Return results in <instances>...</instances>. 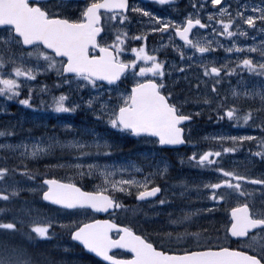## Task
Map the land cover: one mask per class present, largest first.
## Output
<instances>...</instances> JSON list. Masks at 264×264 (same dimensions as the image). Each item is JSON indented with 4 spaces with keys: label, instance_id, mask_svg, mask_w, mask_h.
Segmentation results:
<instances>
[{
    "label": "snow or ice",
    "instance_id": "snow-or-ice-1",
    "mask_svg": "<svg viewBox=\"0 0 264 264\" xmlns=\"http://www.w3.org/2000/svg\"><path fill=\"white\" fill-rule=\"evenodd\" d=\"M156 2L165 5L173 0ZM206 4L219 5L216 10H205L207 22L202 21L199 12ZM192 7L197 9L195 15L188 13L178 21L139 6L136 0L131 5L129 0H0V96L6 100L15 98L21 105L36 108L32 101L31 81L38 72L55 70L57 87L63 84L71 89L74 84L76 89L87 88L89 95L87 99L80 97L77 103L69 99V92H60L52 95L47 101L48 106L56 113H67L83 105L96 121L110 126L108 131L152 139L162 146L180 145L185 143L181 122L191 121L194 114L200 115L198 105L201 104L215 113L218 121L226 119L233 127L244 125L260 130L255 136L215 135L211 139L221 142L218 149L191 153L190 162L195 161L200 167L216 173L215 182L201 181L190 186L197 190V199L208 202L207 206L183 209V215L171 219L169 230L162 235L154 238L113 219L65 222L34 216L31 209L25 208L30 217L27 221L22 217L0 220V229L20 233L23 237L22 241L12 243L0 239V264H37L27 250L28 245L52 236L57 225L68 228L71 239L79 242L83 249L111 264H264V200L257 205L250 200L248 190L249 182L264 189V174L257 177L215 167L217 157L222 153H236L244 147L245 141H254L260 149L254 155L264 160V79L242 92L234 89L232 103H225L226 97L219 100L200 97L199 92L191 101L188 97L178 101L172 90L175 80L168 83L173 73L183 74L197 60L204 76L213 77L217 83L222 72L230 74L237 70L264 78V41L259 47L236 42L239 37L248 36L250 30L264 33V0H235L234 5L228 0L224 3L222 0H192ZM129 13H139L147 18L139 21L145 25L142 30H132ZM195 26L205 31L190 37ZM155 32L167 34L168 39L149 49L147 34ZM174 37H179L184 46L178 45ZM221 38H230V45L222 44ZM129 40L136 41V46L130 45ZM162 47L174 49L179 55V63L175 60L168 63L166 58H161L158 53ZM216 48L235 53L237 61L218 65L214 58H204ZM129 52L134 54L133 58H124ZM32 58L35 64L28 66L26 61L31 62ZM5 68L8 69L6 73ZM129 71L134 80L130 89L121 91V78ZM180 78L177 75L175 79ZM22 87L27 88L23 98L20 97ZM192 87L199 89V78ZM39 88L41 92L48 90L45 84ZM211 90L216 91V83L211 85ZM241 97L258 100L259 104L255 108H242L236 102ZM189 102L197 107L195 113L185 114L183 104ZM44 103L41 99L40 104ZM5 111L0 107V113ZM73 127L70 123L64 124L63 137L55 132L40 136L30 134L16 142L10 139L16 135L15 125L0 128V137L5 138V142L0 143V153L16 156L19 164H0V200L8 202L23 190L15 179L16 174L36 181V170L30 169L26 161L47 158L57 161L53 167L71 169L82 178L88 176L97 181L94 190H86L71 180L42 174V181L27 189L38 193L43 201L65 209L90 208L106 212L111 209L113 213L123 211L135 215L137 208L123 204L117 193L134 194L140 202L154 198L162 191L154 177L168 174L167 162H158L155 169L147 173L141 163L133 161L117 165L100 164L92 159L84 164L80 161L92 157L93 152L97 156L110 155L113 145L95 127H87L78 133ZM225 141L231 146H225ZM63 153H68L67 159L63 158ZM73 154L76 163L70 162ZM8 158L0 154V161ZM157 202L165 203L163 199ZM221 203L228 205L225 236L228 240L235 238L236 246L211 243L214 238L208 228L191 229L193 218L199 219L202 213H214ZM2 212L4 209L0 208ZM25 224L27 231H23ZM113 229L116 230L115 237ZM113 249L129 251L127 255L117 256Z\"/></svg>",
    "mask_w": 264,
    "mask_h": 264
},
{
    "label": "rangeland",
    "instance_id": "rangeland-1",
    "mask_svg": "<svg viewBox=\"0 0 264 264\" xmlns=\"http://www.w3.org/2000/svg\"><path fill=\"white\" fill-rule=\"evenodd\" d=\"M223 1V0H222ZM130 15L132 16V25L131 28L132 30H137V28H135L134 26H140L141 28H138V30H142L143 27H145V25H142L141 23H139V20L136 18L135 13H130ZM131 34V32H130ZM161 34V32H155V33H148L147 34V47L149 49H151L150 43L159 35ZM165 34V33H164ZM259 34H264L259 32V30H257V33L254 34H249L246 37H239L237 39V43H249V44H255L256 43H260L262 40L260 38H258L256 35ZM254 37V39H253ZM252 41V42H250ZM135 42V41H133ZM133 42L131 40L128 41V43L132 46H136L133 44ZM140 43H144V41H140ZM222 44H225V46L230 45L231 42L225 43L222 42ZM157 46V45H156ZM257 46V45H256ZM190 48V46H189ZM162 49L164 50V58H166V61L168 63L172 62L173 60H175L177 63H179L180 58L178 53L174 50L173 52H171L172 54H174V57L170 56L168 57V47L167 48H161L160 51H162ZM214 54L208 58V59H212L214 58L215 61L217 62V64H232L234 62L237 61L238 57L234 56V53H227L225 51L224 48H216L215 51L213 52ZM166 54V56H165ZM132 53H126L124 58L128 59V58H133ZM197 57L200 56L199 53L196 54ZM207 56V54L205 55ZM185 59H187V53H186V57ZM234 59V60H232ZM233 61V62H232ZM28 66H32L35 64V59L32 58L31 62H27ZM199 63L200 61L197 60L196 64H193L192 67L190 69H185V72L183 74H179V73H173V76L168 80V83H172L175 80V84H179L180 83V88L182 90H188L190 89V85L191 84H195L197 81V78L200 79V87L199 89L194 88V93L192 94V97L195 98L197 95V92H199L200 97H207L211 100H219L221 97H226V101L225 103H228L230 101V103H232L234 101V98L232 96V92L233 90H238V91H243L245 88H252L254 84L259 85L261 83V80L264 78L258 77L253 73H249L246 70L241 71V70H237L233 73L230 74H226L224 72H222V74L219 77V82L217 83L219 86L223 87L222 90H219L218 88H216L215 92H212L211 90V81H212V77L208 76L206 79L202 77V72L201 69L199 68ZM5 73L8 71L7 68L4 69ZM52 70H48V71H42V72H38L36 73L35 76V80L31 81V85L32 87V101L34 104L37 105L36 108H30L28 106H24L19 104L18 99H12V100H6L3 96H0V107H4L6 109L5 112L0 113V122L2 121V124H0V128L3 127H8L10 125H15L14 128V132L16 133V135H14L13 137H11V142H16L18 139L22 138V137H26L31 135H35V136H40L41 133H47V134H51L53 132L61 135V137H63L64 134V128L63 125L66 123H70L72 124L73 127V131L78 133L79 131L87 128V127H95L97 129V131H99L101 134L105 135L107 137V135L104 133V131L102 130L103 125H105L106 127H110L106 124L103 123V121H96L92 115V113L90 111H87L85 109V107L82 105L80 108H78L76 111L74 112H67V113H56L54 112L47 104V101H49V97H52V95H59L60 92H69L70 96L69 99L76 101L77 103L80 102L79 98L83 97L84 99H87L89 92L88 89H76L75 85H72V88L70 89L68 85H60L57 89L56 84H54V89L52 92L51 90H48L46 92H41L39 85H41V83L38 82L39 78L42 77H46ZM14 75V73H13ZM180 75V79L176 80V76ZM166 76H167V72H166ZM184 76H187V79H184ZM233 77L234 80L232 83H229L227 81V77ZM127 81L128 82H133L134 80V76L132 74V72L130 71L128 73V75L126 76ZM22 80L24 78H21ZM191 82V83H189ZM48 83H50L51 85L53 83H55L54 80L52 81H48ZM128 85V84H127ZM203 85V86H202ZM121 91H125L127 90L125 88V86L120 85L119 86ZM27 93V88L26 87H22L21 93H20V97L23 98ZM44 100L45 103L44 104H40V100ZM51 99V98H50ZM254 101H258V100H245L243 97H241L238 101H236L238 103V105L242 108H246L250 106V103L254 102ZM253 105L256 106V104L254 103ZM201 109V114H203V112L205 110H208L209 113H213L212 111H210L209 109L205 108L202 104L198 105ZM213 107H215V104H213ZM200 114V115H201ZM216 117V116H215ZM228 121L225 120H215L214 122V126L211 127V129L209 130L208 133H206L204 136L199 135L200 140H202L204 142V146L208 149V147L211 145L213 149H218L220 147L221 142L220 141H215L213 139H211V137L215 136V135H238V134H251L255 136V128H251L249 129L247 126L241 125L239 128L237 127H233L232 125H225V123H227ZM224 125L225 129L219 128V126ZM55 126V127H53ZM80 126V127H79ZM197 126L193 127V130H196ZM29 130H31L29 132ZM71 138V137H70ZM190 140L192 143H195L196 145H198V141L195 139L194 135H190ZM5 142V138L4 137H0V143H4ZM110 142L113 145V149H115L117 147L116 144H118V142H122L123 141H117V142H112L110 140ZM251 143H254V141H250ZM225 146H231L230 142H223ZM116 145V146H114ZM260 149L257 147V144L254 143L252 148L249 149L248 151L243 152L242 157H248L247 158V163H254L256 161L260 162V157H257L254 155V153L256 151H259ZM113 151V150H112ZM240 153V149L237 150L236 154ZM2 155H7L9 158L7 159V161H0V164H7L8 166H12L14 164L18 165V159L16 156L11 155L7 152L5 153H0ZM138 155L135 157H124V156H112L109 157L108 156L105 158H97V157H90V158H86V159H82L80 162L87 164L92 162V159L97 160L100 164H104V163H109V164H117V165H121V164H127L129 161H133V162H139L143 165V167H145L144 171L145 173L149 170L152 171L154 170V168L156 167L158 162L164 161L167 162L168 164V172L171 170V168H177V167H173V165H171V163H169L167 156H164L162 154H160V152H158V148H155L151 151H146L144 152H139L137 153ZM225 154H230V157L233 158L234 161H238L239 157H237V155H233L232 153H222L221 155H225ZM63 156V158L67 159L68 158V153H63L61 154ZM138 157V158H137ZM133 158H137L135 160H131ZM74 160V154H73V158L71 159L70 162L72 163H76ZM56 160L52 159V158H47V159H41L39 161H26L27 166L30 169H34L36 170V181H29L26 177L21 176L20 174H16L15 179L18 180L20 182V187L23 189L22 191H20L19 196L16 198L11 199L8 202H3L2 200H0V208L4 209V212L0 213V220H10L13 219L14 217H22L24 218L26 221L30 219V217L25 213L24 209L28 208L32 210V214L35 215H39L42 217H51L54 218L56 220H63L65 222L67 221H82L84 222L85 220H87L89 218V214H87L86 212H72V211H64L62 209H60L59 207L56 206H40L39 204L42 203V199L39 196L38 193H33L28 191L27 189L30 187H34L37 183H39L40 181H42L43 179V175L42 174H49L54 175L56 174V176H58V178L63 179V180H71V181H76L79 180L82 182H88L89 179L90 180H94V186L96 185L97 181L96 179H94L93 177H88L89 179H84L85 177H80L78 175H76L73 170L71 169H67V168H58V167H53L52 165L56 164ZM264 163V160H263ZM151 165V167H149ZM47 166V167H46ZM135 175H140V173H134ZM126 175V174H125ZM176 175L181 177V173L176 172ZM71 177L76 178V180H73ZM158 182H164L166 187L171 188L174 187V185L170 184V180H168L165 177H161L162 179L158 178V177H154ZM188 179L192 180L191 175L188 176ZM216 179V173H214L213 171L207 169V168H203L201 169L198 181L199 183L201 181L204 182H208L209 180L212 182H215ZM198 181H194L195 183H197ZM11 182V178H9V183ZM192 184V183H191ZM193 185V184H192ZM94 186H93V190H94ZM254 188L253 190H259L263 193V189H261L260 187L253 185ZM169 189H167V191L165 192V196L163 197L165 200L166 197H169L168 194ZM182 193L178 192L176 193V195H181ZM187 198L193 197L195 195V193L193 192H187L185 191L183 193ZM251 196H255L256 199H259L260 201L264 200L263 194L260 193H255V192H250ZM117 195L119 196V199L122 201L123 204L124 201L131 199L133 197V195H129L127 193L125 194H119L117 193ZM203 195V192H202ZM127 205V204H125ZM168 205H172L174 208L176 207V205L170 204L168 203ZM257 205H259V203L257 202ZM172 218H165L162 222L159 221V226L156 227H152L153 229L158 228L154 233L155 234H163L165 231H167V228L169 227V221ZM197 220V219H196ZM212 219H208L207 218V226H213V221H211ZM201 226V225H200ZM21 226L18 224V228H20ZM218 225L216 223V229H218ZM23 231H27V224H25L23 226ZM7 232V233H6ZM54 234L51 236L54 240H62L63 242H66L68 240L69 236V230L66 227H60L59 225L55 226L53 229ZM17 235H21L20 233H16ZM0 236H4L7 238L11 237V232L10 231H6V230H2L0 229ZM3 240V239H2ZM36 244V242L34 243ZM55 244H57L55 242ZM66 247H68V245H65Z\"/></svg>",
    "mask_w": 264,
    "mask_h": 264
},
{
    "label": "trees",
    "instance_id": "trees-1",
    "mask_svg": "<svg viewBox=\"0 0 264 264\" xmlns=\"http://www.w3.org/2000/svg\"><path fill=\"white\" fill-rule=\"evenodd\" d=\"M42 79H44V83L48 86V89H51L54 85L52 86L50 83H48V81H56L57 75L50 74L46 77H43ZM10 241L12 243L14 241L22 240L16 235V237L12 238ZM174 247H176V245ZM27 250L29 253H31L37 264H102L87 256L82 251V249L77 246L72 248L71 251L73 252L71 253H66L62 250H56L43 243L36 246L28 245Z\"/></svg>",
    "mask_w": 264,
    "mask_h": 264
},
{
    "label": "flooded vegetation",
    "instance_id": "flooded-vegetation-1",
    "mask_svg": "<svg viewBox=\"0 0 264 264\" xmlns=\"http://www.w3.org/2000/svg\"><path fill=\"white\" fill-rule=\"evenodd\" d=\"M131 4L133 3V0H130ZM137 2H140L139 6L142 7H146V8H150L151 10H156L159 7H162L163 5L159 4L156 2V0H136ZM136 18L139 21H146L147 18L141 16V14L139 13H135ZM136 141H138V147L136 149V151H140V152H146V151H151L154 148H152L150 145L154 144L156 145L153 141L148 140V139H136Z\"/></svg>",
    "mask_w": 264,
    "mask_h": 264
},
{
    "label": "water",
    "instance_id": "water-1",
    "mask_svg": "<svg viewBox=\"0 0 264 264\" xmlns=\"http://www.w3.org/2000/svg\"><path fill=\"white\" fill-rule=\"evenodd\" d=\"M181 145V144H180ZM180 145H174V146H180ZM60 207H62V206H60ZM94 211H97V212H100V213H104V211L103 210H95V209H93ZM113 250H115V249H113ZM124 250H126V249H124ZM89 252V251H88ZM91 254H93V253H91ZM95 255V254H94ZM96 256V255H95ZM98 258H100V259H102V260H104L103 258H101V257H98ZM105 261V260H104ZM107 263H109V264H111V262H108V261H106Z\"/></svg>",
    "mask_w": 264,
    "mask_h": 264
}]
</instances>
